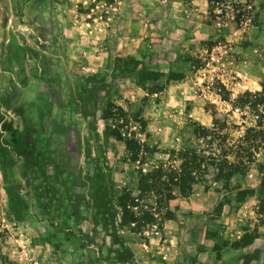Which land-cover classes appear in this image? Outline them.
I'll use <instances>...</instances> for the list:
<instances>
[{
  "label": "rangeland",
  "instance_id": "1",
  "mask_svg": "<svg viewBox=\"0 0 264 264\" xmlns=\"http://www.w3.org/2000/svg\"><path fill=\"white\" fill-rule=\"evenodd\" d=\"M262 86L264 0H0V264H261Z\"/></svg>",
  "mask_w": 264,
  "mask_h": 264
},
{
  "label": "trees",
  "instance_id": "2",
  "mask_svg": "<svg viewBox=\"0 0 264 264\" xmlns=\"http://www.w3.org/2000/svg\"><path fill=\"white\" fill-rule=\"evenodd\" d=\"M264 103V86L261 89L254 93L244 92L241 95H238L234 101V108L242 110L243 108H248L251 113L254 115L253 124L248 127H244L242 134L239 135L236 145L233 147V151H222L219 159L216 161H211V165L215 167L216 173L214 180L218 181L219 179L228 180L233 175L239 172V170L246 168L250 163L253 162L254 156L257 153L258 149L261 147V144L264 143V127H263V115H260L258 112V107ZM264 109V107H261ZM264 111V110H263ZM223 126V123L218 121H213L212 127L213 131L209 129L197 128L192 129L194 138L206 139L211 135L217 134ZM231 154V160H228V155ZM178 158L182 160L179 164L178 172L174 173L176 177L173 178L176 180L175 186L178 188V193L180 195H185L190 190L189 184L193 181L192 173L198 168L199 165H195V162L199 163L202 161L201 158L198 160L195 150L191 149H180L177 152ZM212 160V159H211ZM160 171L155 172L154 175H151L152 178L160 176ZM264 264V257L262 263Z\"/></svg>",
  "mask_w": 264,
  "mask_h": 264
}]
</instances>
